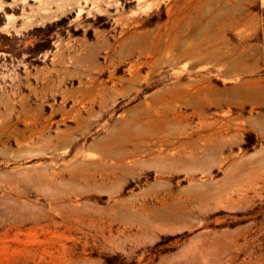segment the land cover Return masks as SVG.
Here are the masks:
<instances>
[{
  "label": "rangeland",
  "instance_id": "374dc122",
  "mask_svg": "<svg viewBox=\"0 0 264 264\" xmlns=\"http://www.w3.org/2000/svg\"><path fill=\"white\" fill-rule=\"evenodd\" d=\"M0 264H264L260 0H0Z\"/></svg>",
  "mask_w": 264,
  "mask_h": 264
},
{
  "label": "bare ground",
  "instance_id": "6f19581e",
  "mask_svg": "<svg viewBox=\"0 0 264 264\" xmlns=\"http://www.w3.org/2000/svg\"><path fill=\"white\" fill-rule=\"evenodd\" d=\"M185 10V9H184ZM183 16V15H182ZM235 18V17H234ZM229 20V19H228ZM189 21H190V19H189ZM185 24H183V26H184ZM211 30V29H210ZM209 30V31H210ZM208 32V31H207ZM210 33V32H209ZM186 36V35H185ZM175 38V37H174ZM177 38V37H176ZM172 45L173 44H177V41H176V39H173L172 40V43H171ZM201 42H197L195 45H193L192 46V48H190V55H192V53L193 52H195V50H197V48H199L200 46H201ZM216 49V48H215ZM208 50V49H207ZM206 50V51H207ZM188 51V50H187ZM184 52V51H183ZM196 53V52H195ZM209 54V53H208ZM179 55V54H178ZM182 55V54H181ZM209 55H211V54H209ZM212 55H213V53H212ZM186 57V56H185ZM214 57L217 59V60H221L222 58H223V55H222V53H221V51L220 50H218L217 49V51H216V54L214 55ZM176 58V57H175ZM214 59V58H213ZM232 65L235 67V68H240L241 66L239 65V57H235L234 59H233V63H232ZM241 86V85H240ZM176 89H179V88H176ZM212 90H213V88H211ZM236 89H238V87L236 88ZM240 89V88H239ZM172 91H175V90H172ZM205 91V90H204ZM209 91V90H208ZM214 91V90H213ZM241 91V93H243V94H245L244 95V98H248V99H250V98H252L253 96H257V95H259L260 94V89L259 88H247V89H243V90H240ZM207 91H205V92H201V91H197L196 93H194V94H190V95H192L191 97H190V99H199V98H204L205 100H209V101H211L212 99H210L209 98V95H208V93H206ZM209 92H211V91H209ZM216 92V91H215ZM237 92V91H236ZM210 94V93H209ZM211 95V94H210ZM174 97V96H173ZM211 97V96H210ZM243 97V96H242ZM177 98V97H176ZM233 98V97H232ZM175 99V98H174ZM174 99H171V100H174ZM224 99V98H223ZM226 99H227V97H226ZM150 125H152V124H148L147 125V127H146V130H145V133H147L145 136H149V137H151V133H150V131H151V129H150ZM114 135V134H113ZM120 136V135H119ZM115 138V137H114ZM138 138V137H137ZM140 138V137H139ZM138 138V139H139ZM123 139V138H122ZM141 139H143L142 137H141ZM166 139V138H165ZM120 141H122V140H120ZM126 141V140H125ZM141 141H143V140H141ZM122 143H123V141H122ZM169 143V142H168ZM162 152V151H161Z\"/></svg>",
  "mask_w": 264,
  "mask_h": 264
},
{
  "label": "crops",
  "instance_id": "0c3cea01",
  "mask_svg": "<svg viewBox=\"0 0 264 264\" xmlns=\"http://www.w3.org/2000/svg\"><path fill=\"white\" fill-rule=\"evenodd\" d=\"M261 1V5H262V9H263V17H264V0H260Z\"/></svg>",
  "mask_w": 264,
  "mask_h": 264
}]
</instances>
